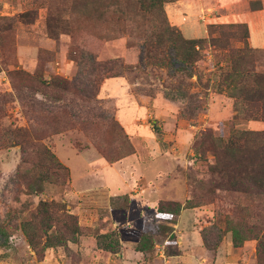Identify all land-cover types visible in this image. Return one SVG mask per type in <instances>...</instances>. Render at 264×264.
Instances as JSON below:
<instances>
[{
	"label": "rangeland",
	"instance_id": "374dc122",
	"mask_svg": "<svg viewBox=\"0 0 264 264\" xmlns=\"http://www.w3.org/2000/svg\"><path fill=\"white\" fill-rule=\"evenodd\" d=\"M249 2L264 9V0L205 1L203 9L211 12L205 20L197 19L198 25L194 22L196 31L174 25L167 6L165 13L183 38L199 39L209 24L242 23ZM26 12L31 23L6 22L0 31V264H120L122 256L123 264H166L167 253L180 255L189 247L198 264H256L257 242L247 240L234 248L229 227L256 222L264 232V204L233 192L219 191L213 203L182 209L176 224H169L174 238L158 241L152 258L127 254L120 242L133 245L141 234L136 229L146 222L159 224V203L183 204L189 173L204 177L205 163L193 151L201 134L226 138L232 127L264 130V122L235 116L234 109H240L230 97L235 92L220 78L229 70L228 54L206 47L192 74H174L153 62L155 54L144 46L143 34L133 30L138 24L110 28L67 15L62 17L68 30L51 37L45 25L47 4L0 0V18ZM51 16L56 19L52 11ZM258 20L264 22V13L249 28L247 43L264 50L252 46L264 38ZM140 28L147 36L152 30L147 23ZM165 47L160 57H172L173 48ZM36 75L44 81L66 80L67 91L47 89L50 96L42 95L31 80ZM31 142L46 146L67 168L65 182L58 177L56 185L45 184L35 196L24 193L18 177L19 170L30 166ZM116 195L129 200L126 209L113 212V220L106 208ZM151 197L157 204L141 208V201L149 203ZM40 201L64 203L70 214L79 217V209L83 214L78 241L47 249L42 260L18 228L27 213L24 207L33 211ZM238 206L246 208L251 220L238 213ZM108 232L118 239V253L97 247L96 233ZM198 241L201 246H195Z\"/></svg>",
	"mask_w": 264,
	"mask_h": 264
},
{
	"label": "trees",
	"instance_id": "16d2710c",
	"mask_svg": "<svg viewBox=\"0 0 264 264\" xmlns=\"http://www.w3.org/2000/svg\"><path fill=\"white\" fill-rule=\"evenodd\" d=\"M38 1V0H37ZM47 4L46 32L56 37L61 31L68 30V22L62 16L74 15L80 20L103 22L108 27L118 24H138V33L143 34L144 46L153 52L155 64H165L173 73L192 74L196 64L202 59V51L209 47L228 54L227 73L220 75L221 82L227 89L234 91L240 109L235 108V116L248 122H264V50L249 47V29L245 23L209 24L205 27V35L199 39H185L179 31L168 22L165 7L179 0H39ZM252 10H258L261 5ZM53 6L55 9L53 10ZM51 11L55 17L52 18ZM29 12L15 17L0 18V31L6 22L21 21L29 24ZM55 19V20H54ZM151 24L148 36L140 30L145 24ZM140 34V35H141ZM153 35L151 37L150 35ZM240 42L242 48H234L233 43ZM169 44L173 50L172 57L161 56L162 50ZM165 59V60H164ZM151 60V59H148ZM172 61V62H171ZM175 64L179 66L174 67ZM31 78V77H30ZM31 80L37 90L49 97L47 89L67 91L66 80L52 77L44 81L36 75ZM233 125V124H232ZM24 143H22L23 146ZM30 144V142H29ZM31 145L30 166L18 171V177L24 181V193L35 196L44 191L45 184L56 185L58 177L65 182L67 168L43 144ZM197 158L205 163L203 178L189 173L186 178L188 196L183 204L176 202L159 203L155 217L159 224L146 225L141 231L134 250L148 258L153 257L158 241L174 238L173 228L176 218L182 209H194L213 203L219 191L233 192L247 197L251 203L264 204V130H246L231 128L226 138L214 136L209 132L201 134L193 148ZM263 196V198H262ZM117 198L110 200V206L116 210H124L128 206V197L123 202ZM119 200V201H118ZM238 213L246 215V208L238 206ZM237 207H235L236 209ZM26 216L18 225L29 248L40 256L49 248L64 247L69 242L76 243L82 235L79 217L70 214L64 203L40 201L33 211L25 206ZM232 234V245L240 247L247 240H255L256 264H264V232L258 223L242 222L229 227ZM97 247L103 252L118 253L119 242L113 232L95 235ZM41 246V247H40ZM178 255L167 253V256Z\"/></svg>",
	"mask_w": 264,
	"mask_h": 264
},
{
	"label": "crops",
	"instance_id": "0c3cea01",
	"mask_svg": "<svg viewBox=\"0 0 264 264\" xmlns=\"http://www.w3.org/2000/svg\"><path fill=\"white\" fill-rule=\"evenodd\" d=\"M205 1H207V0H179L173 4L167 5L168 12H169V15H168L169 19L173 22L174 25L180 27L183 30L187 29V30H191V31H196V29L194 27V25H195L194 22L197 23V19H201V20L204 19L205 20L206 16H209V13H207V12L210 10L209 9H206V10L203 9V3ZM249 4H250V2H249ZM198 10H200V12ZM198 13H200V14H198ZM263 13H264L263 8L262 9L260 8L258 10H252L251 9L244 15V18L241 20V22L245 23L248 26V29L250 28V31H251L252 24L255 25V23L253 21H255L257 18H260L263 15ZM213 19H216V17L213 16ZM258 22H259L258 28H261V27L264 28V22L260 23L259 20H258ZM197 25H198V23H197ZM205 27L203 28L204 29L203 30L204 35H205ZM251 36H252V34H251ZM252 46L257 47V48H264V38L261 39L256 45H252ZM144 194H146V193L144 192ZM123 196H127V195H121V197H123ZM117 197H119V196H117V195L115 197L113 196V198H117ZM142 198L146 200V197H142ZM111 199H112V197H111ZM110 200H109V207L106 209L109 210L111 218L113 220H115V216L113 215L114 214L113 212L116 211V209H113L110 206ZM149 204L154 206L157 204V202L155 200L153 201L152 197H151L149 203L147 201L142 200L140 207L144 208V206L149 205ZM142 212L143 211L140 212L139 217H141ZM78 214H79V223H81L80 219L82 218L83 214L80 211V209L78 211ZM127 215L129 216L130 213L128 212ZM147 223L148 222H146L145 225H147ZM145 225L142 228H140L141 230L136 229V231H142L144 229ZM120 242H121V245L123 247V251L125 253H127V254L133 253L134 255L141 254V253L133 250L135 248V245L137 244V242H134L133 245H127L125 243V241H123V240L122 241L120 240ZM132 246H134L133 249H132ZM195 246H201V242L198 241L197 243H195ZM190 249H191V247H189V248H187V250L183 251L182 254L173 255V256H170L169 258H166L163 256L164 262L166 264H168L169 262H171L172 264H175V263H178V264H198L199 263L198 256L197 257L194 256V254L192 253V251ZM169 259H171L172 261H170ZM119 262H120V264H123L124 262H126L125 257L122 256L120 258Z\"/></svg>",
	"mask_w": 264,
	"mask_h": 264
}]
</instances>
